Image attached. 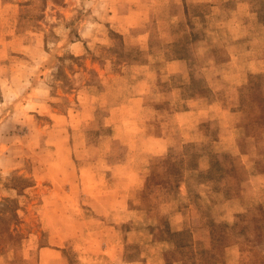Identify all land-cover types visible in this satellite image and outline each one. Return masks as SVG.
I'll return each instance as SVG.
<instances>
[{
    "label": "rangeland",
    "instance_id": "rangeland-1",
    "mask_svg": "<svg viewBox=\"0 0 264 264\" xmlns=\"http://www.w3.org/2000/svg\"><path fill=\"white\" fill-rule=\"evenodd\" d=\"M0 264H264V0H0Z\"/></svg>",
    "mask_w": 264,
    "mask_h": 264
}]
</instances>
